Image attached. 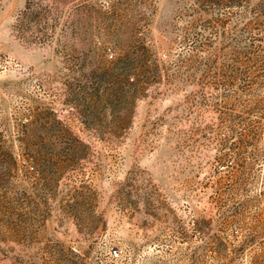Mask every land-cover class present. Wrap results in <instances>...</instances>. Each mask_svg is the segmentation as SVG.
I'll return each instance as SVG.
<instances>
[{"label":"rangeland","instance_id":"1","mask_svg":"<svg viewBox=\"0 0 264 264\" xmlns=\"http://www.w3.org/2000/svg\"><path fill=\"white\" fill-rule=\"evenodd\" d=\"M0 264H264V0H0Z\"/></svg>","mask_w":264,"mask_h":264},{"label":"built area","instance_id":"2","mask_svg":"<svg viewBox=\"0 0 264 264\" xmlns=\"http://www.w3.org/2000/svg\"><path fill=\"white\" fill-rule=\"evenodd\" d=\"M111 252H112V254L115 255V256H118V255H119V254H118V250H117L116 248H113Z\"/></svg>","mask_w":264,"mask_h":264}]
</instances>
